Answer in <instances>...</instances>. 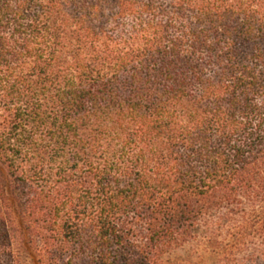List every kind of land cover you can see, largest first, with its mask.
Here are the masks:
<instances>
[{
	"label": "trees",
	"instance_id": "1",
	"mask_svg": "<svg viewBox=\"0 0 264 264\" xmlns=\"http://www.w3.org/2000/svg\"><path fill=\"white\" fill-rule=\"evenodd\" d=\"M201 234L264 240V0H0V264Z\"/></svg>",
	"mask_w": 264,
	"mask_h": 264
},
{
	"label": "rangeland",
	"instance_id": "2",
	"mask_svg": "<svg viewBox=\"0 0 264 264\" xmlns=\"http://www.w3.org/2000/svg\"><path fill=\"white\" fill-rule=\"evenodd\" d=\"M222 238V245L230 249L231 238L225 235ZM230 257V260L224 257L223 249L210 247L201 234L171 249L163 256L160 264H264V240L250 237L242 250H234Z\"/></svg>",
	"mask_w": 264,
	"mask_h": 264
}]
</instances>
